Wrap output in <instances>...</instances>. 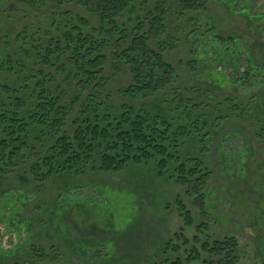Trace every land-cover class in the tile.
Listing matches in <instances>:
<instances>
[{"label":"rangeland","instance_id":"374dc122","mask_svg":"<svg viewBox=\"0 0 264 264\" xmlns=\"http://www.w3.org/2000/svg\"><path fill=\"white\" fill-rule=\"evenodd\" d=\"M198 2V7L187 11L179 0H136L147 16L152 11H165L161 14L165 33L157 37L159 41L151 39L149 45L162 52L174 67L176 79L156 93L124 91L134 83L133 72L119 60L114 65L112 47L107 50L108 61L100 74L102 82L101 78L89 82L84 75L75 78L69 70L70 62H74L63 56L53 58L51 64L39 62L41 65L32 66L43 68L44 73H34L33 78L42 80L39 84L49 83L53 94H58L63 103L72 104L65 126L70 135L85 117L95 115L87 106V96L94 86L103 88L99 99L91 100L93 106L102 100L101 114L119 116L130 106L149 111L162 106L164 114L171 112V139L166 144L174 145L173 153L177 155L178 141L184 158L198 157L211 172L204 218L187 195V188L177 183V175L173 174L177 162L173 158L162 169L151 157L148 162L129 164L115 173L88 161L86 167L57 173L40 183L26 165L40 158L42 152H32L20 172L8 176L0 186V264L159 263L166 255L175 257L173 249L167 247L175 233L184 231L191 237L201 220L208 222L206 234L200 233L202 239L206 235L219 241L233 238L237 244L232 253L236 255L235 264H264V141L260 137L264 132V18L253 15L264 13V0ZM91 7L81 0H67L65 4L53 0H0V48L18 49L16 38L20 34H26V40L34 44H47L52 34H60L55 25L64 13H71L77 25L82 16L99 26ZM130 32L124 49L130 45L133 28ZM218 35L229 40L230 48L235 42L241 47L233 55L228 50L222 55L224 45L216 55L210 44L221 45ZM203 46L210 48L205 52ZM246 49L263 68L258 74L253 72L248 86L235 82L247 69ZM18 57L22 63L19 71L0 67V83L7 84L14 97L28 100L32 88H27L22 79L30 73L26 66L31 60ZM238 103L244 106L243 113L238 111ZM185 104L191 118L187 127L178 129L177 114ZM113 120L117 125L118 120ZM162 127L167 131L166 125ZM46 146L44 141L41 147ZM189 163L201 165L197 161ZM19 175H26V181ZM13 193L16 197L10 196ZM178 195L183 196L194 215L195 224L190 228H182ZM13 199L16 202L11 204ZM4 201L9 204L5 206ZM15 211L30 222L29 226H13L11 214ZM30 244L44 247L53 258L34 257ZM224 252L230 253L229 248Z\"/></svg>","mask_w":264,"mask_h":264},{"label":"trees","instance_id":"16d2710c","mask_svg":"<svg viewBox=\"0 0 264 264\" xmlns=\"http://www.w3.org/2000/svg\"><path fill=\"white\" fill-rule=\"evenodd\" d=\"M53 1L65 4L67 0ZM194 1L179 0V3L189 11L200 5L199 0L192 4ZM208 1L205 0V4ZM81 2L88 8L92 5L91 15L98 18L99 26L91 25V21L82 16L78 17L81 24L77 25L71 13H64L60 23L55 25V30L58 29L60 34H52L47 44L44 42L34 44L31 39L26 40V34H20L16 38L18 49L0 48V67L3 69L18 68L19 71V66L22 65L19 55L31 60L30 66H26V70L30 73L25 74L22 82L27 88H32L30 97L26 100L14 97L13 90L7 84L0 83V186L8 176L20 172L22 165L30 160L32 152H42L40 158L26 165L40 183L57 173L63 171L71 173L86 167L88 161L96 166L98 164L99 168L105 172L115 173L129 164L136 165L151 157L158 161V167L162 169L169 166L173 158L176 160L175 163L177 162L173 170V174L177 175V183L187 188V195L192 199L195 207L200 209L204 218V214L207 213V187L211 172L204 167L203 160L198 157L184 158L178 141L177 155L173 153L174 145L166 144V141L171 139V132L168 130L171 126L168 124V118L172 117L171 112L164 114L162 106H156L154 111L144 107L130 106L125 110L128 111L127 113L123 112L119 116H113L112 113L101 114L102 100L97 106H93L91 100L99 99L103 88L94 86L87 96V106L94 111L95 115L85 117L83 123L77 125L74 134L70 135L65 126L72 112V104L63 103L58 94H53L49 83L39 84L42 80L33 78L35 71L39 74L44 71L43 68L32 65L39 62L44 65L51 64L63 56L74 62V69L70 67L73 65L70 62L69 70L73 72L75 78L84 75L89 82L95 81L96 78H101L100 74L108 61L107 50L112 47L114 48L112 53L114 65H117L119 60L128 64L133 72L134 83L124 91L136 92L140 95H145L146 92L156 93L158 89L169 86L176 79L174 67L164 59L162 52L155 51L149 45L151 39L156 41L157 37L165 33L163 15H161L165 11L162 10L161 13L152 11L151 16H147L139 10L136 0H81ZM247 11L251 12L248 9ZM253 15L256 18H264V13ZM129 28H133V35L130 45L124 49L123 46L126 41L128 43L127 39L131 34ZM210 32L214 38L213 29H210ZM218 37L221 45L214 42L210 44L216 55L223 51L221 47L224 45L225 52H222V55H225L227 50L233 55L236 49L241 47L238 42H235L234 47L230 48L229 40L219 35ZM35 40L39 41L40 38ZM202 48L207 52L210 47ZM245 51L247 69L235 82L248 86L253 72L258 74L263 71V68L252 60L247 49ZM48 75L51 77L50 73ZM102 80L103 78L100 79L101 82ZM100 81L96 82L97 86ZM57 87H59L58 83L55 84V88ZM186 107L185 104L177 114V119L180 121L178 129L187 127L188 119L191 118V112ZM238 107L240 108L238 111L243 113L244 106L238 103ZM133 112L137 113L132 115ZM113 119L118 120L117 125H114ZM76 120L79 121L78 118L74 119ZM163 125H166L167 131L163 129ZM260 137L264 141V132H261ZM52 138L53 143L50 145ZM44 141H47V146L42 149ZM158 157L159 160H157ZM194 161L201 165L189 163ZM25 176L19 175L24 182ZM10 196L16 197L15 193ZM184 201L183 196L178 195L176 202L180 210H183L184 227L182 228L186 229L195 224V219ZM15 202L16 199H13L11 204ZM4 204L7 206L9 201H4ZM53 212L51 211L52 214ZM11 218L13 226H21L18 228L30 224L23 220L17 211L11 214ZM194 229L196 233L194 232L191 237L184 231L175 233L174 238L167 243V247L173 249L175 257L166 255L164 260L154 264H235L234 256L236 255L232 253L237 244L233 238L219 241L206 235L202 239L200 233L206 234L208 229V222L205 220L197 222ZM30 246V254L34 257L41 260L52 257L44 247L33 244ZM228 248L230 253H225L224 250ZM17 251L16 248L14 253L17 254Z\"/></svg>","mask_w":264,"mask_h":264}]
</instances>
